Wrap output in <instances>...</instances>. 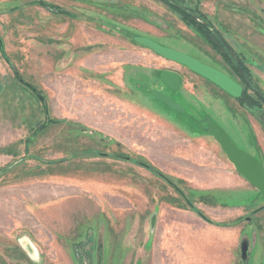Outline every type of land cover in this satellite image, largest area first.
Returning <instances> with one entry per match:
<instances>
[{
    "label": "rangeland",
    "instance_id": "rangeland-1",
    "mask_svg": "<svg viewBox=\"0 0 264 264\" xmlns=\"http://www.w3.org/2000/svg\"><path fill=\"white\" fill-rule=\"evenodd\" d=\"M186 2L264 94V0L246 10ZM137 37L240 82L161 0H0V264H79V241L91 248L85 264H264V194L205 124L218 123L264 169V105L245 90L236 100Z\"/></svg>",
    "mask_w": 264,
    "mask_h": 264
},
{
    "label": "water",
    "instance_id": "water-1",
    "mask_svg": "<svg viewBox=\"0 0 264 264\" xmlns=\"http://www.w3.org/2000/svg\"><path fill=\"white\" fill-rule=\"evenodd\" d=\"M136 40L142 45L150 48L157 55L178 64L184 65L195 74L201 76L202 78L208 80L209 82L220 88L228 95L234 98L240 96L242 86L225 73L200 62L196 58L186 53L163 46L149 38L137 37ZM220 40L225 45H227L222 38H220ZM237 71L240 79L245 83L246 86H249V82L246 80L239 63H237ZM160 79L166 86H168L172 90L177 89L179 86V78L172 72H161ZM252 92L261 101L264 102V97L259 91L253 89ZM151 94L156 99L167 105L169 108L178 112L184 111L182 105L174 100L171 96L155 89L151 90ZM205 124L207 132L219 144L220 148L222 149L228 160L233 164L237 172L241 174L260 193L264 194V169L261 162L255 156L240 148L230 137V135L214 120H212L211 118H207ZM240 250L241 258L245 261L247 258V243L245 241L241 243Z\"/></svg>",
    "mask_w": 264,
    "mask_h": 264
},
{
    "label": "flooded vegetation",
    "instance_id": "flooded-vegetation-1",
    "mask_svg": "<svg viewBox=\"0 0 264 264\" xmlns=\"http://www.w3.org/2000/svg\"><path fill=\"white\" fill-rule=\"evenodd\" d=\"M161 1L164 2L168 7L173 8L174 10L178 11L187 22L191 23L193 26H196L197 30H199L203 34L205 41L216 51V53L222 59L226 61H231L230 65L233 66L240 80V82L238 81L237 82L242 86L241 93L244 90L251 92V94H253L259 100V102L264 105V102L261 101L252 92V90L255 89L259 91L261 95L264 97V94L262 93V91L259 90L257 87H255L252 80L249 79L248 69L241 63L242 59H241L240 54L235 51L233 46L223 37L222 33L212 26V24L207 19L206 15H204L200 7L191 6L190 4H187L186 0H161ZM233 5L238 8L246 10L249 8V0H236V4H233ZM220 38H222L227 45H225L220 40ZM237 63H239L246 80L249 82V86H246L245 83L240 79L238 71H237Z\"/></svg>",
    "mask_w": 264,
    "mask_h": 264
},
{
    "label": "trees",
    "instance_id": "trees-1",
    "mask_svg": "<svg viewBox=\"0 0 264 264\" xmlns=\"http://www.w3.org/2000/svg\"><path fill=\"white\" fill-rule=\"evenodd\" d=\"M243 93V92H242ZM242 93H241V95L237 98V100H240V101H242V102H245V99H243L242 100V98H243V96H244V94L242 95ZM255 97V96H254ZM258 102H259V100H257ZM48 120V119H47ZM47 120H45V124H41V123H38L37 124V126H36V128H38V131L40 130V129H43V128H45L47 125H49L48 124V121ZM51 121V120H50ZM54 123V122H53ZM56 123H57V121H56ZM143 165H145V166H147L146 164H143ZM0 171H1V169H0ZM164 179L170 184V185H173L174 186V188L175 189H177L179 192H180V190L171 182V180H169L168 178H166V177H164ZM91 241V238L89 237L88 238V242H90ZM86 244H85V242H82V241H79V242H75V243H73V246H72V248H73V253H74V256H75V259L78 261V263L79 264H85V262H84V258L85 257H89L90 258V255H91V248L89 247L88 249H89V251L88 250H83V247L85 246ZM82 247V249H80Z\"/></svg>",
    "mask_w": 264,
    "mask_h": 264
},
{
    "label": "crops",
    "instance_id": "crops-1",
    "mask_svg": "<svg viewBox=\"0 0 264 264\" xmlns=\"http://www.w3.org/2000/svg\"><path fill=\"white\" fill-rule=\"evenodd\" d=\"M247 181V180H246ZM220 252V251H219ZM217 259V258H216Z\"/></svg>",
    "mask_w": 264,
    "mask_h": 264
}]
</instances>
